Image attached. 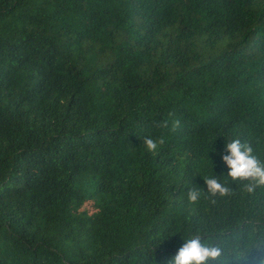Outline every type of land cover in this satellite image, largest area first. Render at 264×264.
I'll return each instance as SVG.
<instances>
[{
    "label": "trees",
    "instance_id": "obj_1",
    "mask_svg": "<svg viewBox=\"0 0 264 264\" xmlns=\"http://www.w3.org/2000/svg\"><path fill=\"white\" fill-rule=\"evenodd\" d=\"M236 138L264 162V0H0V264H264Z\"/></svg>",
    "mask_w": 264,
    "mask_h": 264
},
{
    "label": "clouds",
    "instance_id": "obj_2",
    "mask_svg": "<svg viewBox=\"0 0 264 264\" xmlns=\"http://www.w3.org/2000/svg\"><path fill=\"white\" fill-rule=\"evenodd\" d=\"M179 122L174 124L178 126ZM167 126V121L164 122ZM164 143L163 138L147 137L143 144L150 153H155ZM226 155L222 156L223 163L229 169L227 175L233 180L249 181L246 185L248 191L257 186H264V162L253 153L250 145L242 143L240 139H232L225 145ZM208 192L215 195L225 196L229 194V188L216 177H205ZM200 192L193 188L188 192L191 201H195ZM221 256L219 248L208 246L201 242L199 237L186 239L170 259L169 264H208L210 260H218Z\"/></svg>",
    "mask_w": 264,
    "mask_h": 264
}]
</instances>
